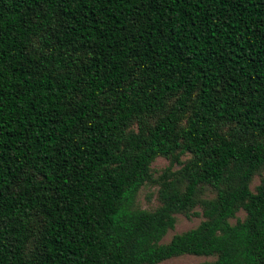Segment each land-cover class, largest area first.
<instances>
[{
    "label": "trees",
    "instance_id": "1",
    "mask_svg": "<svg viewBox=\"0 0 264 264\" xmlns=\"http://www.w3.org/2000/svg\"><path fill=\"white\" fill-rule=\"evenodd\" d=\"M262 169L264 0H0V264H264Z\"/></svg>",
    "mask_w": 264,
    "mask_h": 264
},
{
    "label": "rangeland",
    "instance_id": "2",
    "mask_svg": "<svg viewBox=\"0 0 264 264\" xmlns=\"http://www.w3.org/2000/svg\"><path fill=\"white\" fill-rule=\"evenodd\" d=\"M166 165H167V160L165 158L156 157L150 164L151 176L156 177ZM175 167H177V165L173 166V168ZM260 177H264V169H262L260 173L252 176V179L249 184L250 189H253V186L257 184ZM156 190H157V184H155L154 182H148L143 184L139 188L135 198L136 207L141 209L154 208L158 204ZM194 209L196 211H199L198 206H196ZM243 215L244 212L242 210H238L235 213V217L237 218H242ZM174 216H175V222L173 224V228L169 229L165 233V235L161 239V242H166L173 233L182 232L184 230L194 227L201 220V216L199 214L196 215L191 214L189 216H184L180 213H176ZM233 221L234 218L230 219V222ZM212 259H213L212 256H196V255L186 254V255L170 257L156 264H198L200 262L210 261Z\"/></svg>",
    "mask_w": 264,
    "mask_h": 264
}]
</instances>
